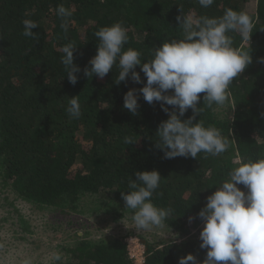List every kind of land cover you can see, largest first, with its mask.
I'll use <instances>...</instances> for the list:
<instances>
[{
	"label": "trees",
	"instance_id": "trees-1",
	"mask_svg": "<svg viewBox=\"0 0 264 264\" xmlns=\"http://www.w3.org/2000/svg\"><path fill=\"white\" fill-rule=\"evenodd\" d=\"M61 4L73 10L67 33L56 14ZM228 8L253 18L249 41L239 32L229 33L233 47L250 51L252 62L234 78L223 106L207 108L200 94L197 106L203 111L193 122L202 120L206 127L218 128L230 146L219 156L165 158L155 146V133L168 113L161 102L148 104L143 99L139 89L146 77L139 65L135 70L140 83L130 77L115 83L119 71L115 65L102 79L85 75L96 54L94 33L121 22L129 37L124 47L139 50L142 60H148L162 42L183 38L177 16L219 18ZM24 19L37 22L32 30L37 39L23 36ZM0 37V177L16 195L35 206L64 212L74 210L82 193L107 191L122 199L136 171L155 169L162 178L160 194L154 192L152 202L174 210L164 225L180 241L142 239L143 264H179L188 253L203 261L206 249L199 246L203 222L197 213L241 159L264 155V0H214L209 8L197 0H0ZM69 41L77 45L74 63L80 68L74 85L61 62V49ZM129 89L137 90L136 115L123 107ZM75 95L81 104L79 119L67 113ZM192 115L188 109L180 119ZM125 136L136 141L125 145ZM122 238L81 240L66 250L68 261L58 264H133Z\"/></svg>",
	"mask_w": 264,
	"mask_h": 264
},
{
	"label": "clouds",
	"instance_id": "clouds-1",
	"mask_svg": "<svg viewBox=\"0 0 264 264\" xmlns=\"http://www.w3.org/2000/svg\"><path fill=\"white\" fill-rule=\"evenodd\" d=\"M197 2L202 8H209L214 0ZM72 13L73 10L63 4L56 8L64 33L69 30ZM176 19L183 30V38L162 42L148 60H142L139 50L124 47L129 37L121 22L100 27L94 33L98 41L96 54L88 61L90 67H86L84 73L87 77L96 74L102 79L115 65L119 68L115 83L129 77L140 83V74L135 70L139 65L146 77L139 89L143 99L148 104L161 102L162 110L168 113V118L159 123L155 133L158 137L155 146L163 150L164 157L197 159L200 153L219 156L230 146L229 139L218 128L206 127L202 120L193 121L203 111L197 106L200 94L203 93L207 108L214 111V105L223 106L234 78L252 62L250 51L233 47L229 33L239 32L249 41L254 28L253 18L247 12L228 8L219 18L182 15ZM22 24L24 37L38 38L32 31L38 26L36 21L24 19ZM76 46L69 41L61 49V62L73 85L77 82L76 73L80 71L74 63ZM169 90H172L171 94H168ZM136 92V89H129L123 97V107L133 115L138 109ZM165 105L172 106V110ZM188 109L193 115L180 119ZM67 113L73 119L82 116L76 95L70 97ZM135 141L131 136L123 138L125 145ZM161 178L155 169L136 171L135 179H129V190L122 192L125 208L130 211L138 230L160 227L173 214L172 208L157 207L152 202L153 193L160 194L157 190ZM216 185L217 189L207 196L206 204L197 213L203 222L199 246L206 249V256L203 261H197L192 253H188L179 258V264H264V155L241 159L228 172L227 178ZM76 236L83 239L84 232L78 231ZM63 259L60 252L51 256L54 264ZM23 264H31V260L25 259Z\"/></svg>",
	"mask_w": 264,
	"mask_h": 264
},
{
	"label": "rangeland",
	"instance_id": "rangeland-1",
	"mask_svg": "<svg viewBox=\"0 0 264 264\" xmlns=\"http://www.w3.org/2000/svg\"><path fill=\"white\" fill-rule=\"evenodd\" d=\"M78 231L84 232L83 239L76 236ZM130 236L140 243L142 239L156 243L180 241L164 224L149 230L136 229L123 198L116 199L107 191L82 193L74 210L60 212L22 201L9 182L0 177V264H23L25 259L31 264H54V252L62 254L60 263H64L69 258L66 250L81 240L123 237L125 242Z\"/></svg>",
	"mask_w": 264,
	"mask_h": 264
},
{
	"label": "built area",
	"instance_id": "built-area-1",
	"mask_svg": "<svg viewBox=\"0 0 264 264\" xmlns=\"http://www.w3.org/2000/svg\"><path fill=\"white\" fill-rule=\"evenodd\" d=\"M128 256L132 263L143 264L144 262V246L137 237L130 236L125 239Z\"/></svg>",
	"mask_w": 264,
	"mask_h": 264
}]
</instances>
